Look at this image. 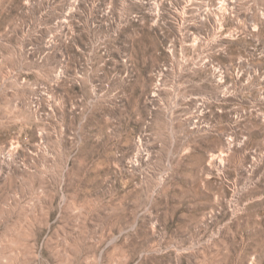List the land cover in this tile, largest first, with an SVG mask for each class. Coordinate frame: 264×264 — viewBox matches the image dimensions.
Instances as JSON below:
<instances>
[{
	"label": "rangeland",
	"instance_id": "obj_1",
	"mask_svg": "<svg viewBox=\"0 0 264 264\" xmlns=\"http://www.w3.org/2000/svg\"><path fill=\"white\" fill-rule=\"evenodd\" d=\"M0 264H264V0H0Z\"/></svg>",
	"mask_w": 264,
	"mask_h": 264
},
{
	"label": "bare ground",
	"instance_id": "obj_2",
	"mask_svg": "<svg viewBox=\"0 0 264 264\" xmlns=\"http://www.w3.org/2000/svg\"><path fill=\"white\" fill-rule=\"evenodd\" d=\"M141 144V143H140Z\"/></svg>",
	"mask_w": 264,
	"mask_h": 264
}]
</instances>
